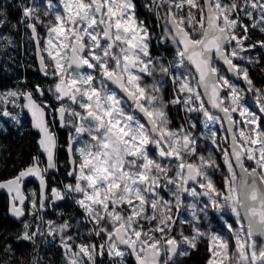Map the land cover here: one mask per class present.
Here are the masks:
<instances>
[{
  "label": "snow or ice",
  "instance_id": "6c2138e0",
  "mask_svg": "<svg viewBox=\"0 0 264 264\" xmlns=\"http://www.w3.org/2000/svg\"><path fill=\"white\" fill-rule=\"evenodd\" d=\"M143 7L158 26L162 22L160 42L171 43L170 59L153 54L151 28L136 0L17 5V27L30 30L39 70L52 78L47 92L57 104L39 102L33 91L0 93V116L19 123L7 104L30 113L46 160L42 168L39 156L33 157L31 165L0 181L10 215L23 225L15 239L32 246L28 264H42L41 245L57 241L65 264H183L205 241L206 264H264V91L240 63L264 59V53L260 59L248 55L264 50V40L249 36L250 29L264 33V0H144ZM6 20L0 4V26ZM0 40L12 44L8 37ZM34 91L45 95L39 84ZM170 109L183 112L185 122L173 126ZM192 113L204 118L207 135L195 134ZM54 120L69 129L72 182L62 188H49L46 177L58 168L62 147ZM201 139L221 153L223 168L211 152L203 154ZM217 172L222 187L214 180ZM30 177L39 180L38 193L26 194ZM65 201L76 215L45 218L50 209L63 217L58 202ZM26 215L34 223L22 219ZM225 215L234 218L224 225L229 239L210 227ZM186 224L191 235H185ZM0 241V264H24L5 236Z\"/></svg>",
  "mask_w": 264,
  "mask_h": 264
},
{
  "label": "trees",
  "instance_id": "16d2710c",
  "mask_svg": "<svg viewBox=\"0 0 264 264\" xmlns=\"http://www.w3.org/2000/svg\"><path fill=\"white\" fill-rule=\"evenodd\" d=\"M24 2L31 3L30 0H0V4L3 5L7 12L6 24L0 26V35L8 37L12 41L11 45H7L6 41L0 40V93L17 89L33 91L35 93V86L39 84L45 89L44 100L57 104L52 95L47 92V88L52 84V78L43 76L38 69L36 48L30 39V31L23 27V25L17 27V22L21 18V12L18 10L17 5ZM35 2L41 5V1L36 0ZM136 3L138 5V14L150 25L152 34L157 37L162 28V22L158 26L153 14L143 7L144 0H136ZM40 31L41 26H38V32ZM249 36L251 41L264 40L263 33L255 29L249 30ZM168 46L169 43H166L162 50L165 48L168 49ZM258 50V59H260V54L264 53V50L260 48ZM152 52L154 55L162 53L155 45L154 39L152 40ZM169 52L168 50L167 54ZM254 67L251 71V76L254 78L257 86L261 90H264V71H261V69H264V59H260V63L255 64ZM21 80L24 83H20ZM168 87L169 90L166 93V99L171 98V86L169 85ZM18 103L22 104L24 101L20 100ZM3 106L0 104V107ZM6 106L13 115L17 116L19 123L10 117L0 116V181L12 178L19 171L31 165L33 163V157L39 156L40 161H44V154L39 149L37 143L39 134L33 131L24 109L13 107L11 104H7ZM176 115H178L182 122V112L176 113L174 109H170L173 124L178 123L175 117ZM56 128L59 144L66 147L69 129H60L58 122L56 123ZM57 161V173L47 175L49 188H62L64 183L72 182V179H69L67 175L69 171L68 156L64 149L58 151ZM39 190V186L35 182L31 180L25 182L26 194L33 191L38 193ZM8 205V196L0 192V235L5 236L11 242L14 258L24 261V264H28L34 254L33 248L27 242H19L15 239L23 230V225L21 222H16L9 218ZM58 205V210L63 212L64 216H58L55 214L56 210L50 209L45 215L46 219L59 221L67 218L69 214L76 215L78 211H74L75 206L70 201L58 202ZM77 218L79 217L77 216ZM25 219L33 222L31 216L26 215ZM184 232L186 235H190L191 233L186 229H184ZM41 249L40 255L43 257L42 264H65V259L58 245V241L51 244L46 242L41 245ZM207 256V243L202 242L196 250L191 252L190 256L182 258L183 264H206Z\"/></svg>",
  "mask_w": 264,
  "mask_h": 264
},
{
  "label": "rangeland",
  "instance_id": "374dc122",
  "mask_svg": "<svg viewBox=\"0 0 264 264\" xmlns=\"http://www.w3.org/2000/svg\"><path fill=\"white\" fill-rule=\"evenodd\" d=\"M39 1H41V6L43 7V5L46 2V0H39ZM53 2L55 3L56 0H53ZM39 33L41 34V36H43L45 34V29L43 27H41V31ZM162 36H163V28L160 29V33H158L157 37L152 34V37L155 40V45L157 46V48L160 49L165 56H168L167 52H164V50H162V48L166 44V43L160 42ZM167 43H169L168 50L171 52L172 51V45H171L170 42H167ZM258 49L259 48H256L252 52L248 53V55H251V56L256 57L258 59V56H259V53H258L259 50ZM168 58L170 59L171 57L168 56ZM240 63H242L244 66L248 67L249 75L252 78L255 87L259 88L257 86L256 82L254 81V78L251 76V71L255 68L254 67L255 64L254 65H248L246 62H240ZM229 78L232 79L233 82L236 83L239 87H241V88H246L247 87V85L242 80L236 81L233 78H231L230 76H229ZM262 91H264V90H262ZM246 99H247L249 105H251L253 107V110H255L253 94L248 93ZM174 111L177 113V111L175 109H174ZM182 114H183L182 122L180 121L178 115H176L175 117L178 120V123H174L173 126H176L177 124L185 122V119H186L185 114L183 112H182ZM190 115L192 117H194L196 122H197V128L194 130L195 134L197 136H200L202 133L204 135H207L208 134V130L203 128V120H204V118L201 115L196 114V113H192ZM214 115H217V114H214ZM209 128L210 129L219 130L220 129V125L218 123L215 124V125L210 123L209 124ZM218 134L219 135H226V133H223V132H219ZM220 143H221L222 147H228V145L225 144L223 141H220ZM199 148H200V150L203 152V154L205 156H207L209 154V152H211L216 157L217 161L221 164V168H223V163H222V160H221V153L216 151V149L211 145L210 141H205V140L201 139L200 142H199ZM204 149H207V150L205 151ZM41 164L43 165V163H41ZM214 180L217 182L218 186L222 187V178H221V174L219 172H217L214 175ZM189 200H191V198H189ZM181 215H182V217L186 216L189 220H191V216L187 212H182ZM233 219L234 218L231 217L230 215H225L223 217V219L217 218L216 220L212 221L211 226H210L211 230L217 232L219 235H221L225 239H229L230 238V233L227 232V230L224 227V225H225L226 222H232ZM183 228L188 230L189 232H191L190 235L192 234V227H191L190 224L184 225ZM205 242L207 243V241H205ZM208 256H209V253H208ZM208 256H207V259H208Z\"/></svg>",
  "mask_w": 264,
  "mask_h": 264
},
{
  "label": "water",
  "instance_id": "95a60500",
  "mask_svg": "<svg viewBox=\"0 0 264 264\" xmlns=\"http://www.w3.org/2000/svg\"><path fill=\"white\" fill-rule=\"evenodd\" d=\"M31 1V3H32V0H30ZM30 31V30H29ZM31 34V33H30ZM34 43V42H33ZM36 60H37V65H38V69H39V60H38V57H37V54H36ZM40 71V70H39ZM40 73H41V71H40ZM42 74V73H41ZM43 75V74H42ZM44 76V75H43ZM229 76L231 77V78H233L234 80H236V81H239V80H237V79H235L234 77H232V75L229 73ZM34 98H36L38 101L39 100H43L44 99V96H39V94H37V97L34 95ZM25 102V101H24ZM207 106V105H206ZM24 111H25V113L27 114V116H28V118H29V120H30V123H31V127H32V120H31V115H30V113H28V111L26 110V109H24ZM210 111H212V113H214V114H217V115H222V114H220V113H218V112H216V110H214V109H210ZM59 122V121H58ZM60 127V126H59ZM32 129H33V131L34 132H36V133H38V131L36 130V129H34L33 127H32ZM60 129H62L61 127H60ZM39 134V133H38ZM229 143H230V141H229ZM65 150L66 149V147H64V146H62L61 148H59L58 149V151L59 150ZM66 151V150H65ZM67 153V152H66ZM58 155V154H57ZM67 156H68V154H67ZM41 165V164H40ZM46 166V160H45V155H44V165L42 166L41 165V167L43 168V167H45ZM57 172V169L56 170H49L47 173H46V177H47V174H54V173H56ZM69 177V176H68ZM69 179H72L71 177H69ZM33 181V182H35L38 186H39V180L38 179H36V178H34V177H30V178H27L26 179V181L25 182H27V181ZM39 189H40V186H39ZM0 192L1 193H4V194H6L7 195V193H6V191L5 190H3V189H0ZM8 196V195H7ZM9 198V197H8ZM26 206H27V202H26ZM8 216H9V218L10 219H12V220H14V221H16V222H21L20 220H17L16 218H14V217H12L11 215H10V213H9V205H8ZM26 218V216L24 217V218H22V219H25Z\"/></svg>",
  "mask_w": 264,
  "mask_h": 264
},
{
  "label": "built area",
  "instance_id": "2783aa9c",
  "mask_svg": "<svg viewBox=\"0 0 264 264\" xmlns=\"http://www.w3.org/2000/svg\"><path fill=\"white\" fill-rule=\"evenodd\" d=\"M42 103H44V102H42ZM46 103H48V104H50V105H53V106H56V104H54V103H50V102H46ZM51 115V114H50ZM56 123H57V120H54L53 122H52V131H54L55 133H57V128H56Z\"/></svg>",
  "mask_w": 264,
  "mask_h": 264
},
{
  "label": "flooded vegetation",
  "instance_id": "af4514ba",
  "mask_svg": "<svg viewBox=\"0 0 264 264\" xmlns=\"http://www.w3.org/2000/svg\"><path fill=\"white\" fill-rule=\"evenodd\" d=\"M36 1V0H35ZM263 35H264V33H263ZM60 128V127H59Z\"/></svg>",
  "mask_w": 264,
  "mask_h": 264
}]
</instances>
